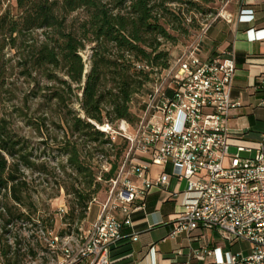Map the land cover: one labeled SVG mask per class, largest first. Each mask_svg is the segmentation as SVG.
Instances as JSON below:
<instances>
[{
    "label": "built area",
    "instance_id": "1",
    "mask_svg": "<svg viewBox=\"0 0 264 264\" xmlns=\"http://www.w3.org/2000/svg\"><path fill=\"white\" fill-rule=\"evenodd\" d=\"M231 1L219 0L201 15L197 31L179 49L163 45L169 64L150 74L147 92L137 96L141 100L133 124L125 119L96 124L111 140L125 139L127 149L116 176L105 182V199L95 220L74 236H65L55 264H110V249L137 236L123 232L132 225V213L145 208L152 188L167 189L169 176L187 185L176 204L170 236L189 234L199 226L215 228L251 245L248 256L238 252L216 264H264V134L248 142L227 127L232 111L240 106L231 97L234 50L199 56L212 24L230 21L226 7ZM136 67L150 70L144 63ZM259 84L264 86V76ZM231 147L235 152L230 153ZM152 166L160 172L147 177ZM96 201L93 196L89 205Z\"/></svg>",
    "mask_w": 264,
    "mask_h": 264
},
{
    "label": "trees",
    "instance_id": "2",
    "mask_svg": "<svg viewBox=\"0 0 264 264\" xmlns=\"http://www.w3.org/2000/svg\"><path fill=\"white\" fill-rule=\"evenodd\" d=\"M218 1L14 0L17 13L1 16L4 36L12 45L19 34L41 31V38L27 45L28 61L48 82L62 86L53 90L50 97L65 104L71 132L87 137V142L67 143L64 149L74 180L83 179L82 188L72 183L67 190L74 199L68 215L73 217L77 211L74 216L78 222L86 217L96 192L116 176L127 149L125 139L111 140L96 124L120 119L133 124L137 120L133 109L137 96L147 92L154 69L159 73L169 64L170 55L163 45L175 43L177 35L190 40L198 29L195 14H207ZM87 45H91V52L85 72L80 52ZM141 63L150 70L137 68L136 64ZM72 85L80 93L74 95L79 112L66 103L64 89L71 91ZM93 141H97L95 149L106 159V170L102 165L94 170L90 150H85ZM21 163L27 164V160L20 154L19 143L7 121L0 117V194L15 205L24 204L27 192ZM4 208L0 204V209Z\"/></svg>",
    "mask_w": 264,
    "mask_h": 264
},
{
    "label": "rangeland",
    "instance_id": "3",
    "mask_svg": "<svg viewBox=\"0 0 264 264\" xmlns=\"http://www.w3.org/2000/svg\"><path fill=\"white\" fill-rule=\"evenodd\" d=\"M4 13L9 16L17 13L14 0H0V18ZM195 15L197 22L201 21V14ZM4 32V22L0 19V117L7 121L19 143L20 154L27 160V164L19 165L27 192L21 205H15L0 194V204L5 206L4 210L0 209V264H8L6 260L14 264H55L66 243L65 236H74L79 228H85L87 223L95 220L99 203L105 199L106 186H101L95 194L97 201L89 205L87 222L85 218L78 222L74 216L77 211L73 217L68 215L74 199L67 190L72 183L82 188L80 182L83 179L74 180V173L66 165L64 149L67 143L87 142V137L81 136L80 132H71L65 104L50 97L60 85L48 82L28 61L27 45L38 41L41 31L17 35L14 45ZM177 37L175 43H168L171 51L187 42L184 36ZM90 47L87 45L80 52L85 61V72L89 69ZM64 92L68 107L79 112L78 101L74 98L75 94L80 95L79 91L72 85L71 91L64 89ZM96 143L88 142L85 147L90 150L94 170L98 165L107 166L106 159L95 149ZM229 151L233 153L235 148L231 147ZM178 184L181 189H186V182Z\"/></svg>",
    "mask_w": 264,
    "mask_h": 264
},
{
    "label": "crops",
    "instance_id": "4",
    "mask_svg": "<svg viewBox=\"0 0 264 264\" xmlns=\"http://www.w3.org/2000/svg\"><path fill=\"white\" fill-rule=\"evenodd\" d=\"M226 11L230 21L218 19L212 24L201 42L199 56L205 58L227 48L234 50L236 71L231 97L240 106L232 111L227 127L238 131V138L255 142L264 134V86L259 84L264 76V0H232ZM166 169L169 171L170 166ZM158 172L160 169L152 166L146 176ZM182 181L169 176L167 189L149 191L145 208L132 213V225L123 230L125 234L136 232V238L127 237L112 247L110 264H216L238 252L243 257L249 255L250 243L235 240L215 228L199 226L189 234L169 235L176 204L182 199L184 189L178 184Z\"/></svg>",
    "mask_w": 264,
    "mask_h": 264
}]
</instances>
